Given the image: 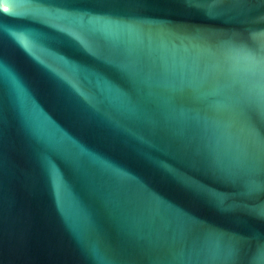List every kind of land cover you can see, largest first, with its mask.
Here are the masks:
<instances>
[{
  "label": "water",
  "instance_id": "1",
  "mask_svg": "<svg viewBox=\"0 0 264 264\" xmlns=\"http://www.w3.org/2000/svg\"><path fill=\"white\" fill-rule=\"evenodd\" d=\"M0 264H264V0H0Z\"/></svg>",
  "mask_w": 264,
  "mask_h": 264
}]
</instances>
